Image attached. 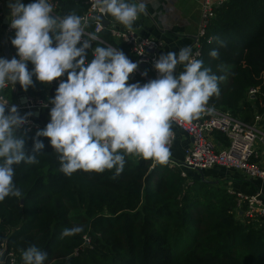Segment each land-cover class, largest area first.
Returning a JSON list of instances; mask_svg holds the SVG:
<instances>
[{
	"label": "trees",
	"instance_id": "16d2710c",
	"mask_svg": "<svg viewBox=\"0 0 264 264\" xmlns=\"http://www.w3.org/2000/svg\"><path fill=\"white\" fill-rule=\"evenodd\" d=\"M32 2L22 0L25 5ZM72 10L80 16L85 12L79 3L68 0L62 16ZM107 19L114 22L110 16ZM213 36L223 46L215 40L209 43ZM102 37L135 61L128 47L107 31ZM13 38L9 50L16 57ZM198 45V59L224 77L219 95L210 99L209 106L250 123L254 109L247 98L249 88L258 89L256 105L264 106V0L226 2L216 9ZM213 49L217 58L209 55ZM92 58L88 53L87 60ZM27 66L29 71L34 67L31 62ZM136 82L142 84L131 74L128 83ZM47 86L33 76V85L25 93L44 97ZM11 93L0 90L1 97L14 103L17 98ZM36 133L17 130L25 140L26 155L34 154L35 140L43 142L44 148L37 164L14 166V182L22 198L0 202V255L5 252L0 264H9L10 252L15 264H22L20 250L29 245L48 253L45 264H264V233L258 224L237 218L235 195L202 180L198 172L187 171V178H182L180 170L168 163L152 165L126 157L123 172L115 178L114 169L101 174L78 171L68 177L59 171L49 138ZM214 139L228 144L221 133L215 132ZM75 226L83 231L60 239L65 228Z\"/></svg>",
	"mask_w": 264,
	"mask_h": 264
},
{
	"label": "clouds",
	"instance_id": "9594fccd",
	"mask_svg": "<svg viewBox=\"0 0 264 264\" xmlns=\"http://www.w3.org/2000/svg\"><path fill=\"white\" fill-rule=\"evenodd\" d=\"M92 7L100 13L97 20L110 16L130 31L146 12L143 0H93ZM9 8L10 27L15 30L11 43L18 58H0V90L19 83L27 91L33 76L48 85L60 80L49 100L50 122L36 137L49 138L58 155L59 171L68 177L78 171L101 174L114 169L115 178L123 172L126 157L165 164L171 156L173 125L184 126L214 110L209 101L219 95L224 77L192 58L190 47L160 55L154 64L155 79L129 84L140 61L132 62L116 47L96 44L92 48L99 37L95 32L85 33L88 24L75 10L57 17L49 0L27 5L14 0ZM214 40L223 46L216 36L208 42ZM90 48L93 58L88 61ZM209 55L217 58L218 51L213 49ZM28 62L34 66L31 71ZM180 65L183 70L177 71ZM65 74L67 79H61ZM142 75L147 76V71ZM7 104L0 102V202L22 198L14 182V166L37 164L44 148L43 142L35 140L34 154H25V140L17 136V130L31 114L21 116L14 105L6 113ZM82 231V226L65 228L60 239ZM20 253L22 264H45L48 258L35 245Z\"/></svg>",
	"mask_w": 264,
	"mask_h": 264
},
{
	"label": "built area",
	"instance_id": "2783aa9c",
	"mask_svg": "<svg viewBox=\"0 0 264 264\" xmlns=\"http://www.w3.org/2000/svg\"><path fill=\"white\" fill-rule=\"evenodd\" d=\"M33 1L35 2V0ZM74 1L79 3V6L85 10L81 15L88 24L85 28V33L95 32L99 37L98 41L93 42L92 48L96 44L104 47L111 46L102 37V33L107 31L113 40L128 47L129 54L135 59L134 62L140 61L138 69L133 74L142 80V84L158 76V73L154 69V64L162 54L160 43L157 40L139 36L133 28L130 31L119 23L109 21L107 16L101 17L107 21V26L104 27L100 19H96V17L100 16V13L92 7L93 0ZM228 1L202 0L200 6L201 26L198 37L191 48L192 58H199L198 44L199 40L204 36L206 26L215 18L216 9ZM12 2L14 0H0V31L5 37L6 46H9V38L15 36V30L10 27L9 4ZM49 2L53 5V14L57 17H63L62 8L68 0H49ZM83 39L82 37V41ZM87 53H90L92 56L91 48L87 50ZM11 56L13 58V55ZM145 71H147V76L142 75ZM61 79L66 80L67 74ZM59 82L60 80L58 79L53 81L50 86H47L43 90L44 97H33L25 93V95L20 96L21 99L19 100L21 102L17 100L15 103H9L2 97H0V102L8 103L6 113L7 109L14 105L17 107L21 116L31 114L27 116L26 123L19 129L24 130L26 133L38 131L44 126L35 120L34 114H39L42 110L51 109L52 105L49 103V100L54 98ZM3 90H11V92L13 91L12 93H15L11 85ZM258 94L259 91L257 88H249L247 91L248 101L253 103L254 109L250 123H245L228 113H223L213 108L214 110L212 112H206L200 118L184 126L174 124L190 138L191 142L184 150L180 162L169 159L167 163L171 167L179 169L182 178H187V171L200 172L217 167L237 170L245 173L248 177H256L264 180V106L261 102L256 105V101L258 102ZM43 105H47V107ZM259 107L262 108V111L258 110ZM215 132L224 135L228 144L222 145L216 141L214 139ZM174 141L175 135L170 145V150L173 148ZM256 142L260 145L256 147H261L262 151L258 152L255 150ZM151 163L152 165L155 164L152 161ZM231 195H235V208L233 212L236 217L242 220L256 222L264 233V199L260 193L250 196L234 193ZM84 241L85 243L89 242L87 238H84ZM6 258L9 264H15L16 260L12 252L8 253Z\"/></svg>",
	"mask_w": 264,
	"mask_h": 264
},
{
	"label": "crops",
	"instance_id": "0c3cea01",
	"mask_svg": "<svg viewBox=\"0 0 264 264\" xmlns=\"http://www.w3.org/2000/svg\"><path fill=\"white\" fill-rule=\"evenodd\" d=\"M132 2L138 3L140 0H132ZM143 2L146 4V12L140 14L132 26L137 35L157 40L161 46V54H167L169 51L178 53L186 46L192 48L200 31L202 0H143ZM0 33L2 34L1 31ZM1 34L2 52L0 57L5 58L6 50L10 56L12 54L9 46H6L4 35ZM182 70L183 65L178 66L177 71ZM11 87L15 91L11 94H14L17 100L21 99L20 96L25 95V91L19 83L15 87L12 85ZM49 113L50 110H42L39 114H34L35 120L45 127L50 122ZM173 132L175 141L169 159L180 162L184 150L190 145L191 140L175 125H173ZM202 173L205 181L219 185L228 194L250 196L260 193L264 199V180L260 178L248 177L245 173L237 170L217 167L204 170Z\"/></svg>",
	"mask_w": 264,
	"mask_h": 264
},
{
	"label": "water",
	"instance_id": "95a60500",
	"mask_svg": "<svg viewBox=\"0 0 264 264\" xmlns=\"http://www.w3.org/2000/svg\"><path fill=\"white\" fill-rule=\"evenodd\" d=\"M100 22H101V24H102L104 27L107 26V21H105L103 18H100ZM4 57H5V59H8V60H11V59H12L11 56L9 55V52H8L7 50L4 52ZM140 67H142V66H140ZM198 173L200 174V177H201V179L203 180L204 178H203V173H202V171H200V172H198ZM4 259H5V252H3V253L0 255V263H3Z\"/></svg>",
	"mask_w": 264,
	"mask_h": 264
},
{
	"label": "rangeland",
	"instance_id": "374dc122",
	"mask_svg": "<svg viewBox=\"0 0 264 264\" xmlns=\"http://www.w3.org/2000/svg\"><path fill=\"white\" fill-rule=\"evenodd\" d=\"M9 93H11V90H9ZM5 100V99H4ZM7 101V100H6ZM17 102V101H16ZM19 102H21V101H19ZM15 103V102H14ZM257 145H259V143L258 142H256V145H255V150L256 151H258V152H260V151H262V148L260 147H256ZM260 146V145H259ZM192 177H195L196 176V174H193V173H189Z\"/></svg>",
	"mask_w": 264,
	"mask_h": 264
}]
</instances>
